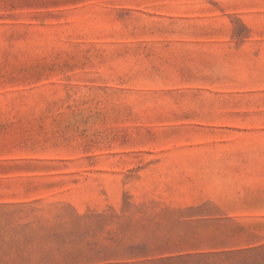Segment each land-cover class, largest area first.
<instances>
[{"label": "rangeland", "instance_id": "obj_1", "mask_svg": "<svg viewBox=\"0 0 264 264\" xmlns=\"http://www.w3.org/2000/svg\"><path fill=\"white\" fill-rule=\"evenodd\" d=\"M0 264H264V0H0Z\"/></svg>", "mask_w": 264, "mask_h": 264}]
</instances>
